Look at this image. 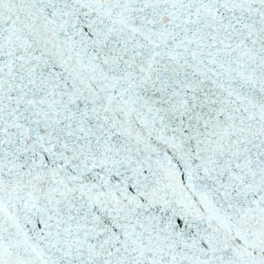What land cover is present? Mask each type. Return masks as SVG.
Listing matches in <instances>:
<instances>
[{
    "label": "snow or ice",
    "instance_id": "1",
    "mask_svg": "<svg viewBox=\"0 0 264 264\" xmlns=\"http://www.w3.org/2000/svg\"><path fill=\"white\" fill-rule=\"evenodd\" d=\"M0 264H264V0H0Z\"/></svg>",
    "mask_w": 264,
    "mask_h": 264
}]
</instances>
